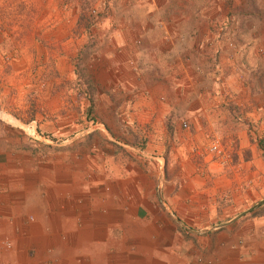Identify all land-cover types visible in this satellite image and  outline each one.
<instances>
[{
  "label": "crops",
  "instance_id": "0c3cea01",
  "mask_svg": "<svg viewBox=\"0 0 264 264\" xmlns=\"http://www.w3.org/2000/svg\"><path fill=\"white\" fill-rule=\"evenodd\" d=\"M225 1L239 0H130L131 6L129 2L126 8L113 11L116 25L104 26L112 34L105 37L108 44L100 53L105 60L95 61L92 69L88 66L89 72L100 87L113 89L114 93L108 91L112 99L103 98H107L108 111L119 116L118 122L145 133L143 148L134 144L133 139L116 141L123 146V153H110L106 162L92 157L79 159L78 179L75 176L71 182L66 163L58 170H51L49 164L39 165V155L34 160V155L26 152L27 140L23 138L21 143L14 130L4 129L0 123V242L9 234L12 245L19 247L21 233H30L24 229L32 232L36 228L45 234L53 228L55 235L68 230L76 234L82 216L76 209L74 215L62 211L66 208L61 199L69 195V189L81 192L86 184L99 185V178L95 183H85L83 171H99L100 163L108 183L105 192L99 193L106 203L125 210L131 218L149 219L150 209H172L177 216L182 212L188 218L193 210L204 205L211 208L217 193L225 202L224 209L253 202L254 213H260L261 218L250 224L257 230L261 227L256 236L264 233V90L241 93L232 83L236 71H242L239 65L243 66L240 52L236 51L256 50L264 48V44L258 42L261 31L256 15L247 11L229 15L222 10ZM169 4L171 10L167 8ZM237 17L249 22L243 23ZM179 115L189 125L183 132ZM116 123L106 121L104 126L108 131L115 130ZM189 129L210 133L232 130L228 138L232 148L214 159L196 160L179 144L180 136L190 139ZM248 129L257 134H247ZM4 130L15 136H3ZM166 144L170 145L167 170L173 171L178 165L180 177L176 179L172 174L167 180L170 183L164 181L163 188L160 169L168 161L162 157ZM201 166L205 178L195 174L200 173L197 170ZM118 177L123 178L119 184L115 179L109 180ZM177 182L176 192L166 188ZM73 201L77 202V196ZM90 201L92 208H97L95 200ZM52 203H58L60 209L54 222L50 213ZM126 214H115L119 218L115 222L124 220L125 225L131 219H126ZM160 215L152 218L161 223ZM165 221L171 223L168 218Z\"/></svg>",
  "mask_w": 264,
  "mask_h": 264
},
{
  "label": "rangeland",
  "instance_id": "374dc122",
  "mask_svg": "<svg viewBox=\"0 0 264 264\" xmlns=\"http://www.w3.org/2000/svg\"><path fill=\"white\" fill-rule=\"evenodd\" d=\"M129 2H0V123L4 129L14 130L21 143L23 138L27 140L24 145L26 152L33 154L34 160L39 155V165L49 164L51 170H58L62 163H66L70 171L67 177L72 178L71 182L80 173L76 165L79 159L89 160L92 157L98 162H106L110 153L118 155L124 152L123 146L116 141L121 143L133 139L134 144L141 148L146 143L144 132L128 129L118 122L119 116L113 114L112 110L108 111L107 98L103 96L112 99L108 91L114 93L113 89L100 87L88 67L92 69L95 61L100 63L105 60L100 57V53L108 44L105 37L112 34L109 35L104 26L113 28L116 25L113 11L126 8ZM171 7L169 4L167 8L171 10ZM222 10L229 15L237 12L240 15L241 11L255 14V21L261 31L258 42L264 44V0L225 1ZM237 18L243 23L249 22ZM218 25L216 22L215 26ZM236 52H240L243 66L239 65L242 71H236V79L232 81L234 88L241 93L264 90V48ZM180 117V132H183L189 125L183 127L182 122L185 120ZM106 121H117L116 129L108 131ZM250 132L257 134L254 129L247 130V134ZM15 133L4 130L1 134L10 139ZM232 133V130L210 133L189 129L190 139L180 136L179 144H183L184 150H187L184 152L188 156L192 154L196 160L206 157L214 159V154L208 148V140L218 138L224 151L228 152L232 148L231 141L228 142ZM169 144L162 151V157L166 160L169 159ZM159 160L162 161V158ZM203 166L197 170L200 173L195 174L205 178ZM100 167V172L83 171V180L85 183H95L99 178L101 184H86L81 192L69 189V195L60 198L64 200L61 205L66 208L62 211L74 215L76 209L82 216L76 234L68 230L55 235L53 228L45 234L36 228L32 232V229H24L30 233L23 236L21 233L19 247L12 245L9 234L4 235L0 242V264H82V261L84 264H264V233L260 232L256 236L261 227L257 230L255 225L250 224L261 218L260 213H254L256 207H252L253 202L224 209L225 202L216 193L211 208L204 205L193 210L188 218L183 217L185 215L180 211V216H177L172 209L147 210L151 215L149 219L139 216L131 218L125 210L106 203L101 195L106 190L108 178L106 172L102 171V163ZM168 167L169 160L160 169L163 188L164 181L170 183L167 180L172 174H175L176 179L180 177L178 165L173 171H168ZM113 179L117 184L123 180L119 177L109 180L113 182ZM166 188L176 192L179 189L178 182ZM74 196H77L76 203L73 201ZM90 199L95 200L93 203L97 208H92ZM57 205L51 204L53 222L60 210ZM123 213L126 219L131 218L125 219V225L122 223L124 220L115 222L119 219L115 214L123 216ZM159 213L163 221L161 223L152 218ZM133 214L136 215V212ZM165 218L171 223L168 224ZM20 259L25 261L21 262Z\"/></svg>",
  "mask_w": 264,
  "mask_h": 264
},
{
  "label": "built area",
  "instance_id": "2783aa9c",
  "mask_svg": "<svg viewBox=\"0 0 264 264\" xmlns=\"http://www.w3.org/2000/svg\"><path fill=\"white\" fill-rule=\"evenodd\" d=\"M182 126L187 128L188 123L183 121ZM208 148H209L210 152L212 154H214L213 156H220L223 154L222 152L224 151L220 140L216 137H212L208 140Z\"/></svg>",
  "mask_w": 264,
  "mask_h": 264
}]
</instances>
